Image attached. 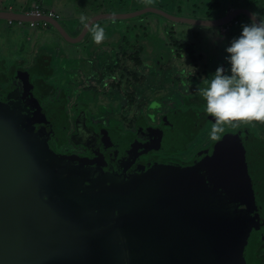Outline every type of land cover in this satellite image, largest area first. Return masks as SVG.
Instances as JSON below:
<instances>
[{
  "label": "water",
  "instance_id": "water-1",
  "mask_svg": "<svg viewBox=\"0 0 264 264\" xmlns=\"http://www.w3.org/2000/svg\"><path fill=\"white\" fill-rule=\"evenodd\" d=\"M147 13L205 27L253 15L196 20L146 8L87 25ZM42 20L71 42L58 20ZM25 102L21 89L0 97V264H253L264 241V155L255 153L264 147L251 135L226 136L185 165L160 160L117 176L103 157L60 154L55 115Z\"/></svg>",
  "mask_w": 264,
  "mask_h": 264
},
{
  "label": "flooded vegetation",
  "instance_id": "flooded-vegetation-1",
  "mask_svg": "<svg viewBox=\"0 0 264 264\" xmlns=\"http://www.w3.org/2000/svg\"><path fill=\"white\" fill-rule=\"evenodd\" d=\"M162 1L149 0L147 4L122 12L96 13L82 23L77 19H66L69 20L65 22L66 27L60 24L71 42L52 28L59 40L56 42V54H44L39 50L37 53L33 51L31 58L36 59L31 62L20 56L14 57L9 63L0 60V97L21 89L26 97V107L38 109L40 105L42 108H50L49 112L55 115L51 119L57 130L53 134L52 146L70 158L103 157L112 165L117 176L125 170L127 173L139 165L145 166L160 160L185 165L221 142L222 138L239 133L251 135L264 147V121H232L223 125L224 131L218 134V140L211 139L215 120L207 114L206 101L198 92V88L205 86L203 80L210 79L218 67L223 66L226 73L230 74V64L226 60L228 54L226 49L223 50L222 43L226 42V46L232 42L231 36L226 37L232 27L239 23L238 17L251 22L246 14L239 15L225 25L223 32L219 31L221 37L216 46L211 45L209 40L202 51L188 39L173 40L174 31L168 29L173 46L168 48L172 50V59L166 64L156 58L157 52L153 57L148 52L151 44L148 39H151L152 34L147 22L131 23L134 18L102 19L87 25L91 19L100 15H125L146 8L175 15L161 6ZM193 5H190L191 13H196L197 6L195 3ZM175 6L174 10L180 12L181 5ZM220 7L212 0L205 7L204 13L211 15ZM240 9L255 13L249 7L232 4L224 8L221 17ZM261 12L264 14V7ZM105 20L127 22L123 25L102 23ZM97 25L106 33L105 40L100 44L94 43L91 34V29ZM207 28L220 30L223 27ZM213 32L215 39L216 33ZM193 34L194 38L200 35L196 32ZM153 36L154 44L167 48L164 42L166 37L155 33ZM73 40L77 42L73 43ZM86 49L88 53L96 51L98 54L86 57ZM84 62L89 63L88 67L83 66ZM150 62L154 63V70ZM37 64V71L33 72ZM59 64L63 66L59 68ZM208 68L212 70L210 73H207ZM170 81L183 88L180 103L172 109L161 102L164 99L161 98V91L166 89ZM151 93L157 97L150 99ZM102 95L110 101L119 99L121 106L104 105L100 102ZM168 99L165 98V102ZM33 100L37 102L36 107L29 103ZM255 153L262 163V149ZM128 162L134 166H127ZM253 258V264H264V241L255 249Z\"/></svg>",
  "mask_w": 264,
  "mask_h": 264
},
{
  "label": "rangeland",
  "instance_id": "rangeland-1",
  "mask_svg": "<svg viewBox=\"0 0 264 264\" xmlns=\"http://www.w3.org/2000/svg\"><path fill=\"white\" fill-rule=\"evenodd\" d=\"M20 1L22 2L23 0ZM211 1L212 0H192V2H189V0H163L161 6L166 7L171 12H174L175 15L170 14L171 16L184 17V18L196 19V20H212L221 17L224 8H228L230 5L233 4L235 6L249 7L257 14L259 18H264V14H262L261 12V8L264 7V0H215V2L221 6L220 9L216 10V12H213L211 15H205L204 9L206 6H208L211 3ZM35 2L37 3L40 2L43 3L44 5L50 4L51 7L54 9L56 15L58 16V21L61 24H64V26L66 27L65 22L69 21L70 19H77V21H80V23H82L87 19V17L93 14L101 13L104 11L122 12V11L132 10L137 6H141L142 4L143 5L147 4L149 0H141V1L139 0V2L136 0H29L27 5V10H31ZM0 3L2 4V6H8V5L16 6L19 3V0H0ZM149 3L152 2L150 1ZM193 3H195V6H197L196 8L198 11L196 13H191L190 5H193ZM175 5H181L180 12L174 10L176 7ZM201 5L203 6V8H200ZM137 18L132 19L131 23L147 22L150 24L151 27L150 29L152 35H151V39H148L150 40L151 44L148 46V52L150 53V55H152V57L154 53L157 52L156 58L161 60L162 63L165 64L172 59V50L168 49L169 47L173 46V43L171 42L172 39L173 40L178 39L184 41L190 40L197 44L196 48H198V50L202 51L205 48L206 43L208 44L209 40L211 45L216 46L218 39H220L221 37L219 31L221 32L224 31L223 28L217 30L216 28H207L205 26L175 23L163 18L162 16L152 13H147ZM238 19H239V23L232 27L231 33L228 34L226 38H229L230 36L232 39L238 38L242 33L243 25L251 23L248 19L246 20L243 17H238ZM111 22L113 24L116 23L123 25L124 23L127 22V20H105L102 23H111ZM28 25H29L28 23H25L24 28H20V27L10 28L7 26L6 20L0 19V60L2 59V61L9 63L13 60L14 57L20 56L22 57V59H26V61L28 62L34 61L36 58L35 57L31 58V57H33L32 55L33 50H35V47L38 44L42 46V47L40 46L38 47L41 48L40 52H43L44 54L57 53L56 42L58 40V37L56 36V34L54 33V31L50 26L47 27L46 29H39L33 31L32 29L28 28ZM157 25L158 26L160 25L161 27H158ZM155 27L157 28L158 31L156 30ZM162 27H164V29ZM241 27L242 30L240 29ZM168 29H172L174 31V33H172V39L168 34ZM193 32H196V34L199 33L200 35L199 36L196 35L194 38ZM212 32L216 33L215 39H213ZM153 33L159 34L164 38L166 37L165 38L166 41L164 40L163 41L167 44V48H165L161 44L156 45L153 43L155 42L153 41L155 40V36H153ZM183 34H186L187 36H182ZM225 43H222L223 50L231 45V41L226 46ZM21 46L23 47V49H21ZM71 48L73 49L74 47ZM87 50L88 49L84 50L86 57L89 54L91 55L98 54V52L96 51H92L88 53ZM210 51L214 52V50H210ZM37 52L38 50L36 51V53ZM200 53H204V52H200ZM88 65H89L88 62L83 63V66L85 67H88ZM149 65L151 66V69L156 68L153 62H150ZM62 66H63L62 64L58 65L59 68ZM211 71L212 70L208 68L207 73H210ZM181 81H183V79ZM181 88L182 87L176 86V83H173V81L167 83L166 89L164 91H161V98L164 97V99H161L162 100L161 102L165 104V107L172 109L175 108L176 105L180 103L183 97V95L180 93L183 90V88L182 89ZM154 96L157 97L156 94L154 95L153 93H151L150 99H153ZM165 98H170V99H168L169 101L165 102ZM100 102L106 106L112 105L113 107H120L122 103L119 99H114L113 101H110L105 96L103 97V95L100 97Z\"/></svg>",
  "mask_w": 264,
  "mask_h": 264
},
{
  "label": "clouds",
  "instance_id": "clouds-1",
  "mask_svg": "<svg viewBox=\"0 0 264 264\" xmlns=\"http://www.w3.org/2000/svg\"><path fill=\"white\" fill-rule=\"evenodd\" d=\"M91 34L96 44L106 38L99 25ZM226 52L230 74L223 66L218 67L210 79L203 80L205 86L198 88L207 114L215 120L210 133L213 140H218L223 125L232 121H264V18L257 20L253 13L251 23L243 25L242 33Z\"/></svg>",
  "mask_w": 264,
  "mask_h": 264
},
{
  "label": "built area",
  "instance_id": "built-area-1",
  "mask_svg": "<svg viewBox=\"0 0 264 264\" xmlns=\"http://www.w3.org/2000/svg\"><path fill=\"white\" fill-rule=\"evenodd\" d=\"M26 17H32L41 19L38 21H32V22H23V21H13V20H7L8 25H15L20 28L25 27V23H28V28L32 30H39V29H46L49 27V24L42 20V18H51V19H58V16L56 15L55 11L52 9L44 10L40 5L35 4L33 5V8L31 10H24L21 12ZM224 29V26H223Z\"/></svg>",
  "mask_w": 264,
  "mask_h": 264
},
{
  "label": "crops",
  "instance_id": "crops-1",
  "mask_svg": "<svg viewBox=\"0 0 264 264\" xmlns=\"http://www.w3.org/2000/svg\"><path fill=\"white\" fill-rule=\"evenodd\" d=\"M28 1L29 0H23L22 2L19 0V3L18 4H20V5H16V6H12V5H8V6H2V4L0 3V11L1 12H4V11H8V12H17V13H21L22 11H24V10H27V5H28ZM35 4H38V5H40L44 10H48V9H52V10H54L52 7H51V5L50 4H48V5H44L43 3H37V2H35L33 5H35ZM12 6V7H11ZM6 22H7V20H6ZM7 26L8 27H14V28H18L17 26H15V25H8V22H7ZM33 31H35V30H33ZM29 40V39H28ZM38 46H40V47H42L40 44H38L36 47H35V50H33L34 51V53H36V51L38 50H40L41 51V48L40 47H38ZM21 49H23V47L21 46Z\"/></svg>",
  "mask_w": 264,
  "mask_h": 264
}]
</instances>
